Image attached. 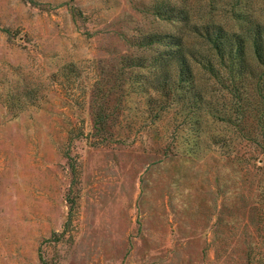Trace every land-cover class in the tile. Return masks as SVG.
<instances>
[{
  "label": "rangeland",
  "instance_id": "obj_1",
  "mask_svg": "<svg viewBox=\"0 0 264 264\" xmlns=\"http://www.w3.org/2000/svg\"><path fill=\"white\" fill-rule=\"evenodd\" d=\"M211 22L264 0H0V264H264L263 116L159 85Z\"/></svg>",
  "mask_w": 264,
  "mask_h": 264
},
{
  "label": "trees",
  "instance_id": "obj_2",
  "mask_svg": "<svg viewBox=\"0 0 264 264\" xmlns=\"http://www.w3.org/2000/svg\"><path fill=\"white\" fill-rule=\"evenodd\" d=\"M208 26L212 30L206 28L205 56L181 55L177 59L179 70L176 79L164 78L159 84L161 90L165 92L166 99L175 100L177 104H189L191 118L194 111L202 106L206 109L211 106L213 113L209 114L215 115L214 104L218 103L223 120L238 122L260 112L263 117L259 116L258 126L264 128V24L252 27L248 35L225 33L213 22ZM190 59L214 84L219 85L221 101L218 96L205 103L204 91L196 85L198 72ZM214 92L217 96L216 89ZM196 121L199 124L198 118Z\"/></svg>",
  "mask_w": 264,
  "mask_h": 264
}]
</instances>
